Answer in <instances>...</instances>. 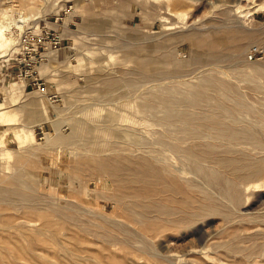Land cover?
<instances>
[{"label":"bare ground","instance_id":"bare-ground-1","mask_svg":"<svg viewBox=\"0 0 264 264\" xmlns=\"http://www.w3.org/2000/svg\"><path fill=\"white\" fill-rule=\"evenodd\" d=\"M119 1L121 10L131 4L129 0ZM169 5L184 4L172 0ZM0 21L3 23L0 36L7 39L9 13L3 9H0ZM104 25L97 27L103 29ZM194 35L190 45L198 54L193 53L183 61H176L171 52L152 59L131 55L136 67L118 77L103 78L105 87L148 82L165 76L167 71L179 73L191 65H201L205 59L206 65L210 60L207 58L221 59L238 53L243 44L254 38L234 28ZM212 64L215 63L201 70L204 75L200 79L198 75L202 72L198 71L196 82L192 81L195 74L189 79L173 74L175 79L166 82H161L164 77L159 78L154 83L159 88L147 92L136 103L137 112L144 117L132 123L135 137L127 139L130 144H119L118 137H128L123 129L111 126L126 120L118 110H111L106 116L89 111L83 117H72L65 125L53 119L56 134H46L50 150L55 148V151L44 153L47 160L33 158L40 147L31 145L33 134L26 137L24 142H31V146L25 145L28 155H18V162L28 159L31 169L18 176L7 172L12 176L8 182L0 177V249L6 251L3 254L7 260L3 263L0 260V264H140L136 261L141 258L153 259L158 264L174 263L176 258L169 254L170 245L184 241L187 235H177L180 228L209 215L232 220L237 214L231 206L241 204L239 185L264 175V107H256L249 101L251 98L247 100L245 89L242 93L228 80L234 77L238 85L236 76L243 75V69L234 68L232 75L233 70ZM254 70L255 76L264 80V67ZM214 71L221 76H216L218 73ZM255 81L256 89L264 92V81ZM139 91L143 90L133 91L135 96ZM124 99L120 98L123 108L127 102ZM141 123H146L144 130L137 128ZM154 124L161 125L163 131L154 130ZM66 125L70 126V132H64ZM157 132L154 138L152 135ZM0 143L4 144L2 136ZM103 150L111 156L97 157ZM255 150L257 153H253ZM35 168L40 169L42 182L51 185L31 179ZM80 174L86 176L87 186L77 178ZM53 175H56L54 183ZM61 180L70 182L65 185L69 200L57 192ZM43 185L45 189L52 186L51 191L44 192ZM98 201L106 203L102 211L94 209ZM239 214L242 219L244 216ZM14 235L20 237L21 243L15 248L10 245V236ZM261 237L264 238L259 235L257 239ZM261 245L242 247L232 237L221 244L225 253L241 254L255 253ZM10 256L21 261H10ZM61 259L69 261L65 263Z\"/></svg>","mask_w":264,"mask_h":264},{"label":"rangeland","instance_id":"rangeland-1","mask_svg":"<svg viewBox=\"0 0 264 264\" xmlns=\"http://www.w3.org/2000/svg\"><path fill=\"white\" fill-rule=\"evenodd\" d=\"M4 1L0 0V9L9 13L10 24L5 32L7 39L0 36V136L4 141V144L0 143V177L6 178L4 182L12 179L8 174L18 176L31 169L28 159L18 162V155H28L25 145L40 147L41 150L39 148L33 158L42 160H47L44 157L45 152L55 151V148L50 150L47 137L48 133L51 136L56 134L53 119L55 123L65 125L72 117H83L89 111L106 116L111 110H118L126 120L111 126L114 129H123L128 137H118L119 144H130L127 139L135 137L132 123L144 117L137 112L136 103L147 92L158 89L154 83L162 77L164 78L161 82H166L174 80L172 76L175 74L181 79H189L195 74L192 81L196 82L198 73L206 70L211 63H215L212 65L218 68L222 66L220 69L233 70L231 74L234 68H241L244 74L236 76L239 86L236 78L231 77L232 80L234 78L232 81L227 77L228 80L242 93L246 90L244 94L247 100L251 98L249 101L254 102L255 106H260V109L264 107V92L256 89L255 81L262 83L264 80L257 78L254 70L256 67H264V0H181L184 5L177 7H170L172 0H147L146 4H141L139 0H129L131 4L122 10L119 0ZM107 12L112 13L110 16L105 15ZM2 24L1 22L0 27ZM99 24H105V28L98 29ZM225 28L242 29L254 38L248 44H243V49L238 53L227 54L221 59L207 58L210 62L206 65L205 59V63L191 65L179 73L170 74L167 71L165 76L155 77L156 80L152 78L153 81L149 79L148 82L123 83L112 89L106 88L103 83L105 77H118L123 72L134 69L136 65L131 55L152 59L171 52L176 61H183L193 53H199L190 45L192 37H196L195 33L200 32L205 36L210 30L221 31ZM253 47L259 52L250 58ZM202 74L204 75L203 72L198 75L199 79ZM219 75L220 73L216 76ZM138 89L143 91L135 96L134 92ZM254 94L257 96L253 97ZM123 97V102L127 101L124 105L126 109L120 102ZM257 100H261L263 104ZM248 117L252 119L251 116ZM66 126L63 128L64 132H70V126ZM145 126L146 123H141L137 128L144 130ZM155 126L156 124L153 126L154 130L163 131L161 125ZM31 134L34 137L33 144L26 142L27 145L24 141ZM157 134L159 133L152 136L156 138ZM100 152L97 155L99 158L111 156L105 150ZM67 170L68 167L63 172L64 179L67 178ZM40 173V169L35 168L31 179L41 182L42 185L43 178L40 179ZM262 176L239 185L241 204L239 207L231 206L237 214H234L233 221H224L220 217L209 215L188 227L180 228L177 235L186 233V238L170 245L169 254L176 261L165 264H264V238L257 239L259 235L264 236V175ZM55 177L56 175L51 177L52 183L56 182ZM77 178L87 186L84 174ZM60 182L58 194L69 200L65 185L70 182ZM45 183L48 186L49 182L44 181L43 184ZM51 187L45 189L43 185L41 188L44 192H50ZM85 190L87 189L84 187V192ZM105 204L98 201L94 209L102 211ZM110 210L111 207L108 211ZM106 213L110 215L109 212ZM239 213L244 216L242 219ZM236 219L241 222L238 223ZM252 236H256V239ZM231 237L242 247H253L261 243L263 246H258V250L251 254L247 251L242 254L233 251L225 253L221 244ZM18 239L20 237L17 235L10 236V245L14 248L19 246L21 243ZM157 241L160 242L161 238H157ZM159 242H156V247L161 250ZM22 244L25 242L22 241ZM3 253L6 254V251L0 249L1 263L7 261ZM59 255L65 256L62 252ZM8 260L21 261L12 257ZM61 261L67 263L69 260ZM136 262L158 264L153 259L143 258Z\"/></svg>","mask_w":264,"mask_h":264},{"label":"built area","instance_id":"built-area-1","mask_svg":"<svg viewBox=\"0 0 264 264\" xmlns=\"http://www.w3.org/2000/svg\"><path fill=\"white\" fill-rule=\"evenodd\" d=\"M258 52H259L258 49L256 47H253L250 50V58H252L253 56H255Z\"/></svg>","mask_w":264,"mask_h":264}]
</instances>
